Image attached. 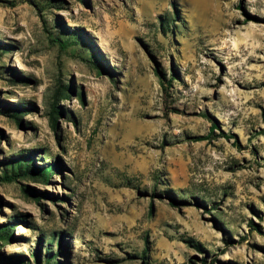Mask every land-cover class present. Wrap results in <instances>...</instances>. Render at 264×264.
I'll return each mask as SVG.
<instances>
[{
  "label": "rangeland",
  "instance_id": "rangeland-1",
  "mask_svg": "<svg viewBox=\"0 0 264 264\" xmlns=\"http://www.w3.org/2000/svg\"><path fill=\"white\" fill-rule=\"evenodd\" d=\"M51 254L264 264V0H0V264Z\"/></svg>",
  "mask_w": 264,
  "mask_h": 264
},
{
  "label": "trees",
  "instance_id": "trees-1",
  "mask_svg": "<svg viewBox=\"0 0 264 264\" xmlns=\"http://www.w3.org/2000/svg\"><path fill=\"white\" fill-rule=\"evenodd\" d=\"M67 90H68V88H67ZM20 110H22V109H20ZM51 114H52V117L55 118L57 115L62 114V112H61L60 108L56 104H54ZM126 184H127V186L132 187L133 186V179L132 178L126 179ZM160 195H162V194H160ZM170 200H171L172 205L176 206V207H179L181 205L186 204V200L185 199H179V198H175V197H170ZM51 257L53 259L52 263H48L49 259H47V264H60V262L56 259V255L51 254L50 258Z\"/></svg>",
  "mask_w": 264,
  "mask_h": 264
}]
</instances>
